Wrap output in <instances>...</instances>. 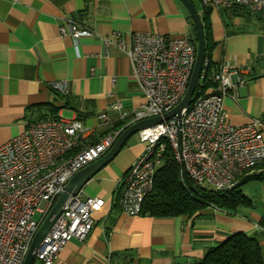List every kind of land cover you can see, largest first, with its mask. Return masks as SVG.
<instances>
[{
	"label": "crops",
	"instance_id": "1",
	"mask_svg": "<svg viewBox=\"0 0 264 264\" xmlns=\"http://www.w3.org/2000/svg\"><path fill=\"white\" fill-rule=\"evenodd\" d=\"M189 1L200 14V0L199 5ZM208 8L215 42L210 59L216 65L226 61L230 69L233 90L223 99L226 122L240 126L264 120V13ZM71 21L92 34L75 44L58 30ZM193 28L181 0H0V144L30 123L63 118L64 111L91 128L90 141L98 140L122 122L111 103L118 101L130 112L144 102L129 59L113 43L115 35L128 39L131 32H156L186 35L196 43ZM52 81L64 82V92L51 89ZM100 113L111 118V125L100 123ZM260 132L264 141V122ZM130 136L80 190L83 197L104 201L92 214L91 230L83 241L67 242L52 264H189L237 231L258 237L264 261L259 225L264 180L250 178L261 163L237 177L249 206L229 211L208 204L192 216H129L118 208L117 194L143 150L137 135Z\"/></svg>",
	"mask_w": 264,
	"mask_h": 264
},
{
	"label": "built area",
	"instance_id": "2",
	"mask_svg": "<svg viewBox=\"0 0 264 264\" xmlns=\"http://www.w3.org/2000/svg\"><path fill=\"white\" fill-rule=\"evenodd\" d=\"M216 9L240 7L251 13H264V0H200ZM70 35L75 44L92 31L75 22L58 28ZM114 45L127 56L132 75L144 102L130 112L122 111L118 101L110 108L117 111L119 126L98 140L90 141L91 128L77 118L43 119L0 144V264H22L31 239L44 215L79 169L100 158L120 133L134 122L162 115L183 97L197 54L189 36L156 32H131L128 39L115 35ZM206 61L200 78L204 77ZM229 64L222 61L209 79L215 89L194 90L191 103L179 117L172 116L136 131L143 144L125 173L117 194L121 212L135 216L152 189L153 174L167 146L179 165L185 190L188 182L196 187L225 191L237 184L245 170L264 161L262 118L233 126L226 122L223 99L232 89ZM51 89L64 92L62 81L49 83ZM234 98L235 94L232 93ZM104 126L111 125L106 113L97 116ZM104 201L99 196L83 197L81 191L64 200L60 214L38 246L35 259L52 264L59 250L72 239L83 241L93 225L92 214ZM35 212L41 214L38 220ZM264 229V227H262Z\"/></svg>",
	"mask_w": 264,
	"mask_h": 264
},
{
	"label": "trees",
	"instance_id": "3",
	"mask_svg": "<svg viewBox=\"0 0 264 264\" xmlns=\"http://www.w3.org/2000/svg\"><path fill=\"white\" fill-rule=\"evenodd\" d=\"M208 7L203 6L200 13L205 39L203 64L206 61L205 75L199 80V87L203 91L214 86L208 77L217 68V65L210 59L211 49L215 42L210 34ZM239 8L232 7V9ZM260 163V171L251 174L250 178L264 180V161L256 165ZM239 187L240 182L238 181L233 188L225 191L196 187L195 190L188 193L180 179L179 165L171 148L167 146L159 165L154 170L152 189L142 202L140 214L153 218L192 216L208 204L220 209L235 211L240 206L251 205V201L241 192ZM259 225L264 227V212L259 220ZM36 261L41 264L37 259H34L32 264H35ZM189 264H264V261L258 237L237 231L208 248L201 258Z\"/></svg>",
	"mask_w": 264,
	"mask_h": 264
},
{
	"label": "water",
	"instance_id": "4",
	"mask_svg": "<svg viewBox=\"0 0 264 264\" xmlns=\"http://www.w3.org/2000/svg\"><path fill=\"white\" fill-rule=\"evenodd\" d=\"M181 1L186 7L189 16L191 17L196 33V47H197V54H196V59L194 62L192 74L190 76V80L183 97L172 109L163 113L162 115L141 119L129 125L120 133V135L114 141L113 145L108 149V151L105 154H103L100 158L94 160L93 162L89 163L88 165L84 166L83 168L79 169L69 178L67 183L64 185L61 193L58 195V197L55 199L50 209L47 211V213L40 221L31 239L29 248L27 250V253L24 257L22 264L33 263V260L35 259L36 250L40 245L42 238L48 232L56 217L60 214L62 208L61 206L64 200L67 198V196L79 192L84 182L91 176V174L97 168H99L100 166L104 165L107 161H109L116 154V152L120 149V147L123 145L125 140L130 135L136 133V131L141 128L154 125L172 116L179 117L181 110L187 107L193 100L194 97L193 93L194 90L198 87L200 73L203 67V60L205 57L204 29L200 14L195 9L191 1L189 0H181ZM188 185L191 190H195V187L191 185L189 182Z\"/></svg>",
	"mask_w": 264,
	"mask_h": 264
},
{
	"label": "rangeland",
	"instance_id": "5",
	"mask_svg": "<svg viewBox=\"0 0 264 264\" xmlns=\"http://www.w3.org/2000/svg\"><path fill=\"white\" fill-rule=\"evenodd\" d=\"M195 1V3L197 4V5H199V2H198V0H194ZM69 113L67 112V111H64V113L61 115L63 118H66V119H70L69 118ZM135 135L136 134H132L130 137H132V138H135ZM40 216H41V214L39 213V212H35L34 213V215H33V218L35 219V220H38L39 218H40Z\"/></svg>",
	"mask_w": 264,
	"mask_h": 264
}]
</instances>
